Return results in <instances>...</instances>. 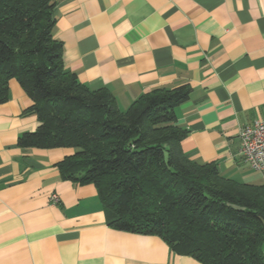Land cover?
<instances>
[{
  "label": "crops",
  "instance_id": "crops-1",
  "mask_svg": "<svg viewBox=\"0 0 264 264\" xmlns=\"http://www.w3.org/2000/svg\"><path fill=\"white\" fill-rule=\"evenodd\" d=\"M54 1V38L82 84L111 92L122 111L156 88L189 86L176 110L188 159L264 185L239 138L264 121V0ZM9 92L0 105V264H200L159 237L110 227L96 188L57 167L73 149L20 147L39 122L17 80Z\"/></svg>",
  "mask_w": 264,
  "mask_h": 264
},
{
  "label": "trees",
  "instance_id": "trees-1",
  "mask_svg": "<svg viewBox=\"0 0 264 264\" xmlns=\"http://www.w3.org/2000/svg\"><path fill=\"white\" fill-rule=\"evenodd\" d=\"M54 0H0V105L19 82L39 122L22 148L73 149L64 180L93 185L108 225L156 236L200 264H264V185L225 178L216 163L188 159L176 110L187 85L156 88L126 110L65 68L54 38Z\"/></svg>",
  "mask_w": 264,
  "mask_h": 264
},
{
  "label": "built area",
  "instance_id": "built-area-1",
  "mask_svg": "<svg viewBox=\"0 0 264 264\" xmlns=\"http://www.w3.org/2000/svg\"><path fill=\"white\" fill-rule=\"evenodd\" d=\"M241 142L240 154L251 168L264 178V121H256L243 127L239 132ZM52 204L59 203L56 194L51 197Z\"/></svg>",
  "mask_w": 264,
  "mask_h": 264
}]
</instances>
